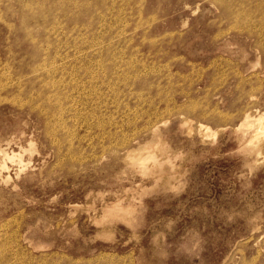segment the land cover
Listing matches in <instances>:
<instances>
[{"label": "rangeland", "instance_id": "1", "mask_svg": "<svg viewBox=\"0 0 264 264\" xmlns=\"http://www.w3.org/2000/svg\"><path fill=\"white\" fill-rule=\"evenodd\" d=\"M214 5L0 0V264H264V33Z\"/></svg>", "mask_w": 264, "mask_h": 264}, {"label": "bare ground", "instance_id": "2", "mask_svg": "<svg viewBox=\"0 0 264 264\" xmlns=\"http://www.w3.org/2000/svg\"><path fill=\"white\" fill-rule=\"evenodd\" d=\"M23 1V0H22ZM64 1V0H63ZM71 0H69V2H70ZM74 1V0H73ZM88 1V0H87ZM136 1V0H135ZM141 1V0H140ZM16 2V1H15ZM82 2V1H81ZM211 2V1H210ZM212 2H213V4H215L219 9H220V11H221V13H222V15L223 16H226V19H231V20H233L234 22H235V26H236V28L238 27L239 28V30L238 31H242L243 32V34H245V36L247 37H251V36H254L256 39L255 40H257V41H259V40H261L262 39V35H263V33H264V0H212ZM8 3V2H7ZM45 3V2H44ZM78 3V2H77ZM102 3H103V1H102ZM142 3H143V1H142ZM4 4H6V3H4ZM43 3L41 2V5H42ZM62 4V3H61ZM81 4V3H80ZM122 4V3H121ZM129 4V3H128ZM132 4V3H131ZM141 4V3H140ZM145 4V3H144ZM211 4V3H210ZM22 5H24V4H21V6ZM91 5V4H90ZM95 5V4H94ZM105 5H107V4H105ZM110 5V4H109ZM125 5V4H124ZM214 5V6H215ZM35 6V5H34ZM68 6V5H67ZM69 6H73V5H69ZM75 6V5H74ZM80 6V5H79ZM114 6V5H113ZM112 6V7H113ZM138 6V5H137ZM7 7V6H6ZM18 7V6H17ZM16 7V8H17ZM37 7V6H36ZM62 7V6H61ZM106 7V6H105ZM122 7V6H121ZM144 7V6H143ZM10 8V7H9ZM39 8H40V6H39ZM76 8V7H75ZM114 8V7H113ZM127 8V7H126ZM125 8V9H126ZM131 8V7H130ZM135 8V7H134ZM137 8V7H136ZM37 9H38V7H37ZM43 9H44V6H43ZM61 9V8H60ZM59 9V10H60ZM107 9H109V8H107ZM119 9V8H118ZM122 9V8H121ZM197 9V8H196ZM4 10V9H3ZM9 10V9H8ZM17 10V9H16ZM33 10V9H32ZM45 10V9H44ZM74 10V9H73ZM97 10V9H96ZM28 11H29V9H28ZM64 11H66V10H64ZM78 11H79V9H78ZM3 12V11H2ZM23 12V11H22ZM96 12V11H95ZM98 12V11H97ZM96 12V13H97ZM103 12V11H102ZM101 12V13H102ZM14 13V12H13ZM12 13V14H13ZM56 13V12H55ZM69 13V12H68ZM79 13V12H78ZM94 13V12H93ZM124 13V12H123ZM33 14V13H32ZM98 14H99V12H98ZM126 14V13H125ZM4 15V14H3ZM23 15V14H22ZM21 15V16H22ZM68 15V14H67ZM77 15V14H76ZM8 16V15H7ZM54 16V15H53ZM64 16V15H63ZM72 16V15H71ZM100 16H101V14H100ZM99 16V17H100ZM12 17V16H11ZM24 17V16H23ZM38 17L40 18V17H42V18H46V17H48V14L46 13V12H43L42 11V13H38ZM57 17V16H56ZM132 17V16H131ZM130 17V18H131ZM242 17H246L245 19H239V18H242ZM5 18V17H4ZM90 18V17H89ZM92 18V17H91ZM137 18V17H136ZM148 18V17H147ZM33 19V18H32ZM31 19V20H32ZM36 19V18H35ZM43 19V20H44ZM58 19V18H57ZM100 19V18H99ZM149 19V18H148ZM152 19V18H151ZM8 20V19H7ZM54 20V19H53ZM141 20V19H140ZM153 20H154V18H153ZM256 20V21H255ZM56 21V20H55ZM90 21V20H89ZM104 21V20H103ZM255 21V22H254ZM22 22V21H21ZM29 22V21H28ZM40 22H42V21H40ZM44 22V21H43ZM52 22V21H51ZM57 22V21H56ZM64 22H65V20H64ZM2 23V22H1ZM36 23V22H35ZM55 23V22H54ZM61 23V22H60ZM76 23V22H75ZM84 23V22H83ZM139 23V22H138ZM143 23V22H142ZM15 24V23H14ZM22 24V23H21ZM21 24H19V26L21 25ZM31 24H33V22L31 23ZM30 24V25H31ZM38 26H40L41 27V25H39V22L38 23H36ZM102 24V23H101ZM141 24V23H140ZM245 25V27L243 28L244 30H242V25ZM34 25V24H33ZM65 25V24H64ZM81 25V24H80ZM79 25V26H80ZM89 26H90V24H88ZM97 25V24H96ZM99 26H100V24H98ZM135 25V24H134ZM5 26V25H4ZM78 25H77V27H79ZM256 26L258 27V28H256ZM54 27V26H53ZM73 27V26H72ZM91 27V26H90ZM128 27V26H127ZM143 27V26H142ZM151 27V26H150ZM241 27V28H240ZM35 28H37V27H35ZM44 28H46V27H44ZM95 28V27H94ZM141 28V27H140ZM139 28V29H140ZM233 28V27H232ZM59 29V28H58ZM72 29V28H71ZM76 29V28H75ZM81 29H82V27H81ZM96 29V28H95ZM8 30H9V28H8ZM30 30V29H29ZM29 30H27V32L29 31ZM67 30H69V29H67ZM130 30V29H129ZM49 31V30H48ZM59 31V30H58ZM76 31V30H75ZM81 31V30H80ZM10 32V31H9ZM60 32V31H59ZM24 33H26V32H24ZM37 33V32H36ZM68 33V32H67ZM237 33V32H236ZM48 34V33H47ZM57 34V33H56ZM66 34V33H65ZM81 34V33H80ZM79 34V35H80ZM147 34V33H146ZM17 35V34H16ZM58 35V34H57ZM72 35V34H71ZM74 35V34H73ZM82 35V34H81ZM45 36V35H44ZM16 37V36H15ZM29 38V37H28ZM37 38H39L38 36H37ZM56 38V37H55ZM78 38H80V37H78ZM82 38V37H81ZM84 38V37H83ZM225 38V37H224ZM24 39H26V38H24ZM57 39V38H56ZM75 40V39H74ZM87 40V39H86ZM40 41H42V40H40ZM46 41H48V40H46ZM54 41V40H53ZM43 42V41H42ZM69 42H70V40H69ZM74 42V41H73ZM81 42V41H80ZM261 42V41H260ZM35 43V42H34ZM55 43V42H54ZM64 43V42H63ZM72 43V42H71ZM68 44V45H72V44ZM89 43V42H88ZM19 44H20V42H19ZM43 44V43H42ZM45 44V43H44ZM67 44V43H66ZM75 44V43H74ZM261 44H263V43H261ZM57 45V44H56ZM79 45V44H78ZM86 45V44H85ZM160 45H161V43H160ZM29 46V45H28ZM38 46V45H37ZM41 46V45H40ZM54 46V45H53ZM75 46H77V45H75ZM75 46H73V47H75ZM18 47V46H17ZM36 47V46H35ZM259 47H260V45H259ZM39 48V47H38ZM158 48V47H157ZM160 48V47H159ZM41 49V48H40ZM55 49V48H54ZM152 49V48H151ZM262 49H263V51H264V46L262 47ZM7 51H9V50H7ZM13 51V50H12ZM38 51V50H37ZM56 52V51H55ZM17 53H19V52H17ZM39 53V52H38ZM37 53V54H38ZM47 53H48V51H47ZM87 53V52H86ZM27 54V53H26ZM59 55V54H58ZM33 56V55H32ZM50 56H52V55H50ZM55 56H57V55H55ZM21 57V56H20ZM19 57V58H20ZM42 57V56H41ZM30 58H31V55H30ZM32 58H34V57H32ZM43 58V57H42ZM46 58V57H45ZM50 58V57H49ZM59 58V57H58ZM82 58V57H81ZM133 58V57H132ZM22 60V59H21ZM21 60L19 59V61L21 62ZM67 61V60H66ZM37 62V61H36ZM35 62V63H36ZM49 62H51V61H49ZM169 62V61H168ZM32 63V62H31ZM31 63H29V64H31ZM34 63V62H33ZM32 63V64H33ZM62 63H64V62H62ZM152 63H154V62H152ZM157 63V62H156ZM18 65V64H17ZM59 65V64H58ZM62 65V64H61ZM99 65V64H98ZM29 66H32V65H29ZM161 66H163V65H161ZM166 66V65H165ZM22 67V66H21ZM52 67V66H51ZM154 67V66H153ZM152 67V68H153ZM83 68V67H82ZM165 68V67H164ZM159 69V68H158ZM18 70V69H17ZM159 70H163V69H159ZM166 70H167V68H166ZM55 71V70H54ZM54 71H51V72H45L46 73V75L47 76H51L50 74H53V73H55ZM59 71V70H58ZM158 71V70H157ZM168 71V70H167ZM102 72V71H101ZM146 72V71H145ZM149 72V71H148ZM153 72V71H152ZM154 72H156V70L154 71ZM20 73H22V72H20ZM23 73H24V71H23ZM163 73V72H162ZM154 74V73H153ZM157 74V73H156ZM159 74H160V72H159ZM176 74H178L177 72H176ZM44 75V74H43ZM59 75V74H58ZM166 75V74H165ZM168 75V74H167ZM173 75V74H172ZM179 75V74H178ZM182 76V75H181ZM53 77V76H52ZM56 77V76H55ZM168 77V76H167ZM170 77H172V76H170ZM174 77V76H173ZM98 78V77H97ZM154 78V77H153ZM162 78V77H161ZM163 78H164V76H163ZM30 79V78H29ZM41 79V78H40ZM44 79H45V77H44ZM66 79V78H65ZM170 79V78H169ZM28 80V79H27ZM29 81V80H28ZM31 81V80H30ZM39 81V80H38ZM95 81V80H94ZM178 81V80H177ZM32 82V81H31ZM35 82V81H34ZM27 83V82H26ZM37 83V82H36ZM153 83V82H152ZM166 83H169V82H166ZM165 83V84H166ZM32 84V83H31ZM49 84H50V82H49ZM150 84V83H149ZM159 84V83H158ZM29 85V84H28ZM39 85V84H38ZM42 85V84H41ZM40 85V86H41ZM154 85V84H153ZM44 86V85H43ZM108 86V85H107ZM155 86H157V85H155ZM167 86V85H166ZM26 87V86H25ZM57 87V86H56ZM160 87V86H159ZM158 87V88H159ZM162 87H163V85H162ZM171 87V86H170ZM169 87V88H170ZM30 88V87H29ZM31 89H33V88H31ZM30 89V90H31ZM40 89V88H39ZM54 89V91H53V93L54 94H56V93H58V87L57 88H53ZM62 89V88H61ZM64 89V88H63ZM131 89V88H130ZM163 89V88H162ZM165 89H168V87L167 88H165ZM171 89H173V88H171ZM27 90V89H26ZM48 90H49V88H48ZM51 90V89H50ZM49 90V91H50ZM84 90V89H83ZM92 90V89H91ZM148 90V89H147ZM149 90H150V86H149ZM148 90V91H149ZM164 90V89H163ZM52 91V90H51ZM148 91L146 92L147 94H149L148 93ZM164 91H166V90H164ZM43 92V91H42ZM145 92V91H144ZM143 92V93H144ZM158 92H160V90L158 91ZM167 92V91H166ZM33 93V92H32ZM36 93V92H35ZM157 93V92H156ZM45 94V93H44ZM44 94L42 95V96H44ZM162 94V93H161ZM187 94V93H186ZM24 95V94H23ZM26 95V94H25ZM165 96V95H164ZM163 96V97H164ZM63 97V96H62ZM103 97V96H102ZM158 97V96H157ZM26 98V97H25ZM35 98V97H34ZM64 98V97H63ZM148 98V97H147ZM23 99V98H22ZM45 99V98H44ZM53 99V98H52ZM52 99H51V101H52ZM162 99V98H161ZM28 100V99H27ZM95 100V99H94ZM116 100V99H115ZM150 100H151V98H150ZM159 100V99H158ZM37 101H39L38 99H37ZM162 101H164L163 99H162ZM166 101V100H165ZM99 102V101H98ZM161 102V101H160ZM33 103H36V102H33ZM150 103H152V102H150ZM165 103V102H164ZM95 104V103H94ZM155 104V103H154ZM159 104V103H158ZM168 104V103H167ZM167 104H164V105H167ZM150 105V104H149ZM152 105V104H151ZM33 107V106H32ZM99 107V106H98ZM136 107V106H135ZM89 109V108H88ZM155 109V108H154ZM153 109V110H154ZM246 109V108H245ZM249 110V109H248ZM253 110H255V109H253ZM61 111V110H60ZM149 111H150V109H149ZM162 111H164V110H162ZM242 111V110H241ZM153 112V111H152ZM155 112V111H154ZM159 112V111H158ZM157 112V113H158ZM194 112V111H193ZM247 112V111H246ZM249 112H251V109H250V111ZM249 112H247L246 114H244V120H243V122H242V124H241V126H245L246 127V129H252L253 130V132H254V134L251 136V139L249 140V143L251 142V141H253L255 138H256V135L258 134V133H260V132H264V121H263V118H264V114L263 115H257V116H251L250 114H249ZM160 113V112H159ZM256 113V112H255ZM254 113V114H255ZM145 114V113H144ZM141 115H143V114H141ZM147 115H148V113H147ZM156 115V114H155ZM157 115H159V114H157ZM164 115V114H163ZM128 116V115H127ZM149 116V115H148ZM151 116H153V114H151ZM129 117V116H128ZM133 117V116H132ZM156 117V116H155ZM159 117V116H158ZM252 117V118H251ZM121 119V118H120ZM147 119V118H146ZM146 119H145V121H146ZM151 119V118H150ZM159 119V118H158ZM157 119V120H158ZM162 119V118H161ZM137 120V119H136ZM149 120V119H148ZM156 120V119H155ZM53 121V120H52ZM127 122H128V120H126ZM151 121V120H150ZM152 121H153V119H152ZM161 121H163V120H160V124H161ZM98 122V121H97ZM100 122V121H99ZM98 122V123H99ZM108 123V122H107ZM156 123V122H155ZM164 123V122H163ZM162 123V124H163ZM239 123V122H238ZM103 124V123H102ZM108 124H110V123H108ZM240 124V123H239ZM96 125V124H95ZM94 125V126H95ZM107 125V124H106ZM128 125H129V123H128ZM131 125V124H130ZM129 125V126H130ZM158 125V124H157ZM156 125V128H158V126ZM101 126V125H100ZM104 126V125H103ZM102 126V127H103ZM144 126H146V125H144ZM152 126V125H151ZM199 126H201V125H199ZM49 127V126H48ZM97 127V126H96ZM140 127V126H139ZM139 127L137 128V129H139ZM190 127H191V125H190ZM105 128V127H104ZM149 128H150V126H149ZM155 128V129H156ZM201 129H202V127H200ZM100 129V128H99ZM103 129V128H102ZM106 129V128H105ZM116 129V128H115ZM130 129V128H129ZM133 129V128H132ZM141 129V128H140ZM148 129V128H147ZM154 129V130H155ZM159 129V128H158ZM193 129V128H192ZM145 130H146V127H145ZM149 130V129H148ZM239 130H241V129H239ZM242 130H245V129H242ZM52 131V130H51ZM104 131V130H103ZM236 131V130H235ZM152 132V131H151ZM246 132V131H245ZM153 133H155V131L153 132ZM106 135V134H105ZM107 136H109V133H108V135ZM241 136V135H240ZM155 137V136H154ZM250 137V136H249ZM108 138H110V137H108ZM156 138V137H155ZM154 138V139H155ZM239 138V137H238ZM241 138V137H240ZM246 138H248V137H246ZM155 140H157V139H155ZM247 140L248 139H246V142H247ZM134 141L136 142V140L134 139ZM148 141V140H147ZM152 142H151V144L153 143V140H151ZM245 141V140H244ZM150 142V141H149ZM246 142H244V143H246ZM146 143V145H147V142H145ZM145 143H144V145H145ZM156 143V142H155ZM243 143V144H244ZM143 144V143H142ZM143 145V146H144ZM145 145V146H146ZM248 145V144H247ZM138 146H140V145H138ZM16 148V147H15ZM140 148H142V147H140ZM146 149L147 150V148L146 147H143V149ZM134 149V148H133ZM137 149H139V148H137L136 147V150ZM144 149V150H145ZM17 150V149H16ZM127 150H129V149H127ZM132 150V149H131ZM135 150V149H134ZM145 150V151H146ZM141 151V149L139 150V151H137V152H140ZM153 151V150H152ZM127 152V151H126ZM129 152V151H128ZM127 152V153H128ZM131 152V151H130ZM136 152V151H135ZM137 152H136V155H137ZM144 151H142V153H143ZM142 153H140L141 155H142ZM131 154V153H130ZM133 154V153H132ZM140 154H138V155H140ZM152 154H155V153H152ZM151 154V155H152ZM134 155V154H133ZM135 155V156H136ZM103 156V155H102ZM132 156V155H131ZM130 156V157H131ZM126 157V156H125ZM139 157V156H138ZM144 157V156H143ZM159 157V156H158ZM161 157V156H160ZM8 159H10V160H13L14 158H15V155H12L11 157H7ZM34 158V157H33ZM32 158V159H33ZM98 158V157H97ZM102 159H103V157H102ZM127 159V158H126ZM125 159V160H126ZM136 159V158H135ZM139 159H140V157H139ZM159 159V158H158ZM165 159V158H164ZM167 159V158H166ZM165 159V160H166ZM128 160V159H127ZM131 160H133V159H131ZM145 160V161H144ZM144 160H143V162L141 163L142 164V167L143 166H145L146 164H145V162L147 163V162H149V161H151L152 162V164H153V166L155 165L156 166V164L158 163V161H157V159L155 158V155L154 156H150V155H148L147 157H145L144 158ZM136 162L138 161V160H135ZM161 161V160H160ZM169 161V160H168ZM126 162H128V164H131V163H129V161H126ZM134 162V161H133ZM166 162H167V160H166ZM139 163V162H138ZM164 163V162H163ZM9 164V163H8ZM134 164H135V162H134ZM151 164V165H152ZM159 164V163H158ZM162 164V163H161ZM141 166V165H140ZM150 166V165H149ZM148 166V167H149ZM159 166V165H158ZM30 167H32V166H30ZM159 167H161V166H159ZM125 168V167H124ZM123 168V169H124ZM123 169H122V171H123ZM145 169V168H144ZM28 170V169H27ZM139 170V169H138ZM154 170H156V169H154ZM134 171V170H133ZM137 171V170H136ZM143 171V170H142ZM148 171V170H147ZM11 172H12V170H11ZM149 173V172H148ZM152 173V172H151ZM2 174H3V171H2ZM10 174V173H9ZM145 174H147V173H145ZM153 174V173H152ZM156 174H157V172H156ZM11 175V174H10ZM21 175V174H20ZM149 174H147V176H148ZM3 176V175H2ZM1 176V177H2ZM11 178H12V176H11ZM19 178V177H18ZM12 179H14V178H12ZM5 180V179H4ZM7 180H9V179H7ZM11 180V179H10ZM1 181H3V180H0V183H1ZM14 184V183H13ZM14 185H16V184H14ZM98 193H100L99 191H98ZM97 193V194H98ZM132 199V198H131ZM117 201H118V199H116ZM115 200V201H116ZM121 200V199H120ZM113 201V200H112ZM132 201V200H131ZM109 203V202H108ZM121 204V203H120ZM126 204V203H125ZM128 204V203H127ZM124 205V204H123ZM106 206V205H105ZM133 206V205H132ZM131 206V207H132ZM135 206V205H134ZM119 207H121V206H113V207H108V208H106L107 209V212H108V215L109 214H112V216L113 215H117V214H124V213H126L127 214V209L126 210H122V209H120ZM131 207H129V208H131ZM104 209V208H103ZM106 209H104V210H106ZM102 211V210H101ZM128 211H131L130 209H128ZM133 211V210H132ZM134 212V211H133ZM129 214V213H128ZM132 214H134V213H132ZM132 214H130V215H128L129 217L132 215ZM102 215V214H101ZM100 215V216H101ZM135 215V214H134ZM111 216V217H112ZM120 216V215H119ZM123 217V216H122ZM126 216H124V218H125ZM117 218H120V217H117ZM123 218V219H124ZM108 219H110V218H108ZM127 219V218H126ZM132 219H133V217H132ZM131 219V220H132ZM104 220V219H103ZM103 220H102V222H103ZM107 220V219H106ZM113 220V219H112ZM125 220V219H124ZM99 222V221H98ZM108 222V221H107ZM109 222H110V220H109ZM125 222H126V220H125Z\"/></svg>", "mask_w": 264, "mask_h": 264}]
</instances>
